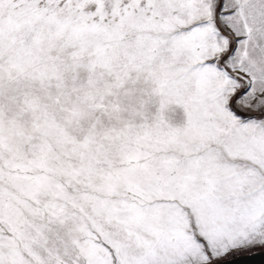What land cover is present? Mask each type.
<instances>
[{"label": "snow or ice", "instance_id": "1", "mask_svg": "<svg viewBox=\"0 0 264 264\" xmlns=\"http://www.w3.org/2000/svg\"><path fill=\"white\" fill-rule=\"evenodd\" d=\"M0 264H264V0H0Z\"/></svg>", "mask_w": 264, "mask_h": 264}]
</instances>
